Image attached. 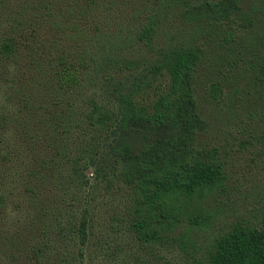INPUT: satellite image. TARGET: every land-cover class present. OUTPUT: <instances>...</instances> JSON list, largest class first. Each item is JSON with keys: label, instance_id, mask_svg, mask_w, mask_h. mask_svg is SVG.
I'll return each mask as SVG.
<instances>
[{"label": "rangeland", "instance_id": "374dc122", "mask_svg": "<svg viewBox=\"0 0 264 264\" xmlns=\"http://www.w3.org/2000/svg\"><path fill=\"white\" fill-rule=\"evenodd\" d=\"M111 31L133 37L139 31L138 18L150 11L156 15V30L148 47L130 41L121 52L134 69L126 77L136 82L137 104L146 111L168 89L166 72L152 75L149 69L171 48H192L207 42L205 56L194 74L197 142L218 147L224 163L225 184L191 208L203 213L201 228L193 227L195 244L204 249L216 235L237 221L258 226L264 215V74L250 70V58L264 55V0H224L216 8L210 0H109ZM83 2V0H82ZM69 0H0V33L10 21L49 5L65 6ZM198 4L188 9V5ZM102 5L98 14L105 16ZM241 22L242 37L234 44L221 42L225 25L211 19L228 15ZM105 31V30H104ZM103 31V32H104ZM31 58L0 64V264H36L33 254L51 246L52 264H187L171 241L144 252L127 231H110L111 219L123 215L127 195L116 191L102 196L100 170L110 160L112 145L126 144L137 152L149 130L112 135L98 133L86 124L83 114L90 98L108 105V93L96 76L74 94L73 127L58 129L48 111L52 81L48 67L39 72ZM215 83L209 94L206 86ZM224 95L221 97V92ZM58 115L55 116V118ZM164 136L161 130L157 133ZM94 166L89 164V158ZM77 168L88 184L79 191L75 207L61 201L71 169ZM71 213L77 226L82 216L88 222V241L79 243L76 233L63 237L58 227L61 214ZM184 221L176 234L188 228ZM82 249V258L80 256Z\"/></svg>", "mask_w": 264, "mask_h": 264}, {"label": "trees", "instance_id": "16d2710c", "mask_svg": "<svg viewBox=\"0 0 264 264\" xmlns=\"http://www.w3.org/2000/svg\"><path fill=\"white\" fill-rule=\"evenodd\" d=\"M224 0H210L208 6L216 8ZM107 5L102 13L98 10ZM113 1L69 0L65 6L49 5L32 8L45 13L24 15L10 21L0 33V64L31 58V65L39 72L47 66V78L52 81L48 111L54 115V123L63 132L73 127L72 99L74 93L86 84L100 78L101 86L108 93L109 104H99L90 98L83 118L98 133L113 136L128 131L147 129L153 135L144 139L132 153L126 144L112 145L110 160L100 170L99 184L102 196L119 190L127 195L123 215H115L110 231L116 234L127 231L139 243L144 252H152L157 246L171 241L187 260V264H264V215L258 226L240 220L229 229L214 236L200 249L193 240V227L203 225V213L194 203L220 189L226 181L224 163L218 147L201 145L196 134V98L192 89L194 74L205 56L207 42H199L190 48H171L157 64L149 69L152 75L162 71L168 78V89L162 93L149 111L136 101V82L141 79L122 77L134 69L121 52L131 39L148 47V39L156 30L154 11L138 18L139 31L133 37L120 31H111L108 16ZM198 4L188 5V9ZM212 25H225L221 42L234 44L242 37L241 22L228 15L216 16ZM105 30V31H104ZM104 31V32H103ZM250 70L264 74V55L250 58ZM216 88L209 83L206 89ZM221 97L224 95L221 90ZM58 115L56 118L55 116ZM164 136L157 135L159 131ZM94 166V160L89 158ZM71 169L68 185L62 191L61 201L72 208L78 204L79 191L88 184L77 168ZM3 208L0 196V211ZM73 215L63 213L58 227L63 237L76 233L79 243L88 241V222L85 216L72 224ZM184 221L189 227L176 234ZM82 258V249H80ZM53 248L41 247L33 254L36 264H52Z\"/></svg>", "mask_w": 264, "mask_h": 264}]
</instances>
